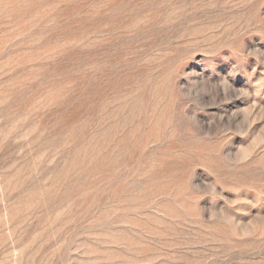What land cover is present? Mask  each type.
<instances>
[{
    "label": "rangeland",
    "instance_id": "374dc122",
    "mask_svg": "<svg viewBox=\"0 0 264 264\" xmlns=\"http://www.w3.org/2000/svg\"><path fill=\"white\" fill-rule=\"evenodd\" d=\"M0 264H264V0H0Z\"/></svg>",
    "mask_w": 264,
    "mask_h": 264
}]
</instances>
